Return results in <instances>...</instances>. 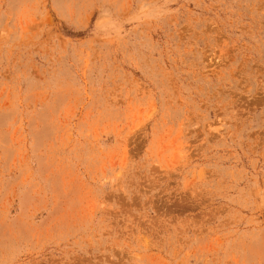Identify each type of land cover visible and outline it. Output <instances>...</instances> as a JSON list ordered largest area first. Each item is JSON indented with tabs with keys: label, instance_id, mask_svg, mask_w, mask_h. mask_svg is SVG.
<instances>
[{
	"label": "rangeland",
	"instance_id": "374dc122",
	"mask_svg": "<svg viewBox=\"0 0 264 264\" xmlns=\"http://www.w3.org/2000/svg\"><path fill=\"white\" fill-rule=\"evenodd\" d=\"M0 264H264V0H0Z\"/></svg>",
	"mask_w": 264,
	"mask_h": 264
}]
</instances>
